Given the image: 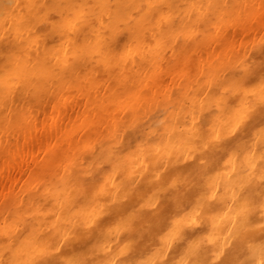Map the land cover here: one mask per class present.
<instances>
[{"label":"bare ground","instance_id":"6f19581e","mask_svg":"<svg viewBox=\"0 0 264 264\" xmlns=\"http://www.w3.org/2000/svg\"><path fill=\"white\" fill-rule=\"evenodd\" d=\"M262 173L264 0H0V264H264Z\"/></svg>","mask_w":264,"mask_h":264},{"label":"snow or ice","instance_id":"6c2138e0","mask_svg":"<svg viewBox=\"0 0 264 264\" xmlns=\"http://www.w3.org/2000/svg\"><path fill=\"white\" fill-rule=\"evenodd\" d=\"M203 147L207 150L204 152L203 159L198 162L196 160L191 161L188 173V178L195 182L199 176L204 174V172L211 170V167L215 161L214 149L215 145L210 142H205ZM162 183L167 184V180H161ZM260 183L264 185V173L260 176ZM165 191L167 189H164ZM261 208L264 209V201H261ZM262 230H264V214L259 217V225ZM86 227V225L84 226ZM257 227L256 217L251 211V204H247L245 207L241 208L237 214V219L234 222L233 235L235 240L233 241V246L231 248L225 249L223 246L217 248L211 253V261L204 259L198 261L197 264H253L252 260L245 259L242 262L233 258V253L239 254V249L244 245V241L249 237L251 231ZM71 237L65 242H70ZM261 253L264 254V245L260 246ZM245 251L252 255L254 254V249L251 245L248 246ZM60 249L57 248L55 244L49 246V250L42 253L35 261L34 264H66V262L59 258ZM111 264V262H109ZM163 264H167V261H163Z\"/></svg>","mask_w":264,"mask_h":264}]
</instances>
